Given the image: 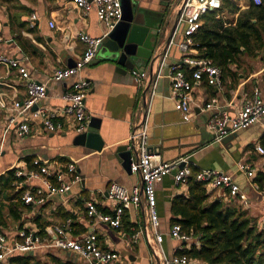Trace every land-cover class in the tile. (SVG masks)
I'll use <instances>...</instances> for the list:
<instances>
[{
	"label": "crops",
	"instance_id": "crops-1",
	"mask_svg": "<svg viewBox=\"0 0 264 264\" xmlns=\"http://www.w3.org/2000/svg\"><path fill=\"white\" fill-rule=\"evenodd\" d=\"M9 1L0 0V53L20 60L33 80L46 84V97L37 103L38 108L44 107L60 114L65 106L62 99L65 92L76 80H87L90 87L84 103L89 123L93 119L97 128H90L88 123L86 132H95L102 147L96 150L86 146L84 141L77 140L80 134L72 129L73 120L62 114L58 117L62 123L60 131L47 132L35 120L29 123L30 134L18 138L15 134L16 125L8 127L10 114L0 109V177L6 176L11 170L27 172L33 169L32 161L39 159L64 172L68 164H74L80 178V182L74 184L67 194L51 198L40 208L22 203L18 220L5 212L8 204L15 200L4 201L5 227L1 228L7 246L22 243L19 235L21 230L33 232L45 243L53 238L46 234V228L70 221L72 237L80 238L91 232L96 234L100 249L119 255V262L114 264H162L163 258L181 256L180 252L189 248V243L178 242L167 235L171 218L170 201L175 195L187 192V186H178L172 176L165 177L156 187L160 230L165 234L162 244L155 246L153 243L151 248L144 235L143 230L148 226V209L143 202L136 209L124 211L118 228L106 226L86 214L89 202H94L100 213H113L116 204L107 199L111 183L126 187L138 185L142 188L140 177L123 168L117 149L126 146L127 151L131 152V160L135 158L134 150L129 149L131 133L138 122V109L143 107L142 100L145 97L150 99L153 90L156 95L149 101V114L145 120L152 153L164 162L187 158L196 170L215 169L231 175L248 205L244 206L240 198L233 200L248 218L260 227L264 225V193L255 192L250 187L251 180L238 172L236 167L237 163H244L256 172L264 171V159L255 151V146L261 145L264 140V118L261 123L234 133L232 139L223 144L216 142L214 134L207 128L213 110L204 108L205 104L214 102L219 113L234 117L243 101L251 96L253 88L257 87L264 99L263 53L255 58L243 57L237 71L231 66L239 78H221L220 89L193 80L191 71L182 65L186 80L192 84L191 117L189 122L184 123L174 108V100L169 98L171 72L173 66L181 65L185 56H199L198 51L192 48L183 54L176 46H172L164 63L161 62L164 55L161 50L169 33L172 28L174 32L178 30L181 23L177 12L181 0L137 1V7L146 13L148 24L162 17L153 55L145 67L136 69L147 76L140 85L133 81V69L126 70L98 52L75 76L62 82L49 81L54 70L71 67L82 56L86 46L78 39L80 33L93 38L103 35L104 30L96 11L93 9L83 14L75 8L73 0ZM251 3L250 0L234 2L237 8L242 5L239 11L248 9ZM33 14L36 19L32 21L30 17ZM235 14L238 16V13L230 14L222 9L217 12L215 19L235 25ZM50 23L54 25L53 28L49 26ZM2 75H5V71L0 67ZM6 81L18 83L15 76L6 77ZM19 89L22 99L24 89L22 86ZM4 90V87L0 88V91ZM30 114V111L26 112L25 116L30 117ZM38 184V181L26 180L25 189ZM12 186L14 189L8 194H18L19 190ZM208 192L211 194L209 201L218 198L224 204H230L226 190L208 189ZM41 223L47 224L43 234ZM139 232L142 233L135 239ZM153 249L160 258L155 256ZM27 254L39 264H88L74 253L46 247L23 255ZM17 255L19 253L10 255L2 264H9V258ZM190 264L201 263L192 260Z\"/></svg>",
	"mask_w": 264,
	"mask_h": 264
},
{
	"label": "built area",
	"instance_id": "built-area-1",
	"mask_svg": "<svg viewBox=\"0 0 264 264\" xmlns=\"http://www.w3.org/2000/svg\"><path fill=\"white\" fill-rule=\"evenodd\" d=\"M250 1L254 5L261 3V0ZM73 3L75 8L83 14H88L94 9L104 32L99 38L80 33L78 39L86 46L82 56L75 60L73 66L54 70L49 81L62 82L75 76L96 55L97 46L122 18L120 0H73ZM222 6L223 0H181L177 10L181 23L179 29L172 35L169 45L176 46L183 54L192 48L196 49L198 44L194 41V36L202 25V17L209 12L222 10ZM242 8V5L238 6V9L241 10ZM235 15L237 17V14ZM30 18L33 21L36 16L33 14ZM49 26L54 27L52 23ZM167 56L168 52H165L162 56V63ZM182 65L191 71L193 80L205 82L208 86L218 89L221 88V71L213 65L211 60L202 56H185L181 65L172 67V89L169 98L174 100L175 110L180 114L182 121L186 123L190 121L192 111L190 96L192 84L186 80ZM0 67L5 71V75L0 76V88H5L4 91H0V109L10 114L8 127L16 125L15 134L18 138L30 134L29 123L35 120L39 121L47 132L60 131L62 123L58 117L61 114L73 120L72 129L75 133L82 134L87 131L89 114L84 103L90 87L87 80H76L65 92L62 97L65 106L59 114L44 107H36L33 110L37 103L46 97V84L33 80L20 60L0 53ZM131 75L137 85L142 84L147 78L146 73L137 70H133ZM9 76H15L18 83H8L6 77ZM19 86L24 89L22 99L20 98ZM155 95L153 90L149 98L151 99ZM150 99L145 97L142 100L143 107L138 109V122L135 123L131 133V146L129 147L135 152V158L131 160L130 172L140 177L142 188L138 185L126 187L111 183L107 190V199L116 204L113 213H100L94 202H89L86 205V214L90 219H95L112 228H118L121 226L124 211L136 209L143 202L148 209V226L144 228L143 232L152 248L153 243L155 246L162 244L165 237V234L160 230V220L156 209V187L167 176H172L178 186H187L190 180H194L205 184L208 189L226 190L228 198H240L244 206H247L248 203L231 175L215 169L195 171L187 158L164 162L159 159L158 155L152 153L148 145V128L145 124L146 115L149 114ZM204 108L214 112L207 122V128L214 134V139L218 143H222V140L231 134L261 123L264 118V99L257 87L253 88L251 96L243 101L241 108L234 117H230L226 113H219V108L214 102L205 104ZM29 111L31 112L30 117L25 116L26 112ZM255 151L260 156H264V148L261 145L255 146ZM1 154L0 148V158ZM32 165L33 169L27 172L17 169L14 173L17 178V182L13 184L16 190L25 189L26 180L39 182L38 185L31 189H25L21 194L20 200L25 206L40 208L51 198L67 194L74 184L80 182L74 164H68L66 172L58 167L49 166L39 159H34ZM236 167L238 172L251 180L249 182L250 187L255 192L264 193V186L260 189L252 181L256 174L253 168L244 163H237ZM45 231L49 237H53L45 243H42L33 232L21 230L19 235L22 238V243L7 246L4 233L0 227V263L6 261L12 254L30 253L44 247L74 253L88 264L119 262L118 254L99 248L96 234L91 232L80 238L72 237L70 235V221L59 226L48 227ZM141 233H137L135 239ZM167 235L169 238L184 244H191L195 241L190 235L182 231L179 224L171 226ZM153 252L157 258H160L157 251L153 249ZM190 261L192 260L187 256L181 255L169 259L163 258L162 264H190Z\"/></svg>",
	"mask_w": 264,
	"mask_h": 264
},
{
	"label": "trees",
	"instance_id": "trees-1",
	"mask_svg": "<svg viewBox=\"0 0 264 264\" xmlns=\"http://www.w3.org/2000/svg\"><path fill=\"white\" fill-rule=\"evenodd\" d=\"M235 1L223 0L222 6L230 14L238 13L235 25L215 19L217 11L209 12L202 17L203 24L194 36L198 55L219 68L222 80L239 78L236 71L241 67L243 57L255 58L259 53L264 54V0L260 5L251 3L242 11L235 6ZM231 66L236 71H232ZM261 146L264 148V140ZM14 173L15 170H11L0 177V227H5L4 201L15 200L8 204L5 212L14 220L20 218V195L25 189L19 190L18 194H8L14 189L12 184L17 182ZM252 181L261 189L264 171H257ZM210 197L205 184L190 180L186 194L171 199L170 227L179 224L182 231L196 241L180 254L201 264H264V227L248 218L233 198L226 205L218 198L209 201ZM46 225L40 224L41 234ZM9 264L39 263L28 254H19L10 257Z\"/></svg>",
	"mask_w": 264,
	"mask_h": 264
},
{
	"label": "water",
	"instance_id": "water-1",
	"mask_svg": "<svg viewBox=\"0 0 264 264\" xmlns=\"http://www.w3.org/2000/svg\"><path fill=\"white\" fill-rule=\"evenodd\" d=\"M120 1L122 18L97 46V52L105 56L108 60L114 61L119 66L124 67L126 70H136L141 66L145 67L153 55L162 17L157 22L148 24L145 11L137 7L138 0ZM173 33L174 28H172L166 39L161 50L162 54L166 51L169 54L170 48L172 47L169 44ZM151 38H153L152 41ZM35 108L36 106L33 110ZM89 127L93 129L97 128V125H94L93 119L90 121ZM232 137L233 134L227 136L222 140V143L226 144ZM77 140L84 141L86 146L88 145L96 150H100L102 147L101 140L93 131L80 134ZM117 154L119 155L123 168L127 172H130L131 152H128L126 146H123L117 149Z\"/></svg>",
	"mask_w": 264,
	"mask_h": 264
}]
</instances>
